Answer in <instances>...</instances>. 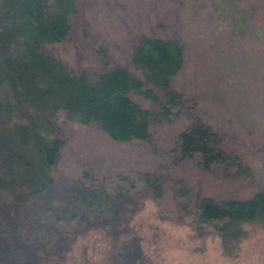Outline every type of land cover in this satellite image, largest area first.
Here are the masks:
<instances>
[{
  "label": "rangeland",
  "instance_id": "1",
  "mask_svg": "<svg viewBox=\"0 0 264 264\" xmlns=\"http://www.w3.org/2000/svg\"><path fill=\"white\" fill-rule=\"evenodd\" d=\"M75 3L67 33L46 42V51L89 78L113 63L141 75L130 60L136 34L177 35L183 42L182 62L170 81L182 98L166 115L149 121L144 138H114L97 122L70 119L59 109L62 144L50 171L86 179L87 170L108 187L132 189L144 183L141 172L156 175L158 195H142L132 222L148 264H264V224L244 223L246 235L225 253L217 235L195 233L180 208L181 202L204 195L245 197L264 189V0ZM128 93L142 105H155L141 93ZM194 118L218 131L219 143L233 158L204 166L196 154L180 153L177 132ZM32 214L20 212L14 231L28 233ZM109 239L103 227L79 232L64 258L107 264Z\"/></svg>",
  "mask_w": 264,
  "mask_h": 264
},
{
  "label": "trees",
  "instance_id": "2",
  "mask_svg": "<svg viewBox=\"0 0 264 264\" xmlns=\"http://www.w3.org/2000/svg\"><path fill=\"white\" fill-rule=\"evenodd\" d=\"M75 10V0H0V264H90L64 256L77 233L94 227L110 238L107 264L149 262L132 222L142 195H158L157 176L141 172L144 183L132 189L108 187L87 170L86 179L54 175L62 144L58 112L95 121L114 138L148 137L149 121L182 98L170 79L181 65L183 42L177 35L139 31L130 60L141 75L113 63L89 78L44 49L65 36ZM129 90L155 105H142ZM177 145L204 166L233 158L218 131L200 118L178 130ZM180 208L195 233L214 232L222 250L232 253L246 235L244 223L264 224V189L245 197L204 195ZM23 211L33 214L30 231L20 234L14 226Z\"/></svg>",
  "mask_w": 264,
  "mask_h": 264
}]
</instances>
